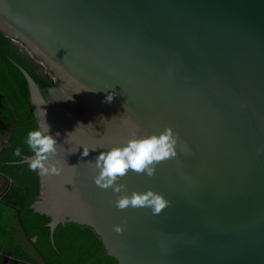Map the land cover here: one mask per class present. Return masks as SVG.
<instances>
[{
	"label": "water",
	"instance_id": "water-1",
	"mask_svg": "<svg viewBox=\"0 0 264 264\" xmlns=\"http://www.w3.org/2000/svg\"><path fill=\"white\" fill-rule=\"evenodd\" d=\"M0 32L61 81L52 109L24 70L60 133L62 170L39 176L32 204L52 239L75 222L118 264H264V0H0ZM169 127L177 156L118 180L120 195L153 190L168 206L118 209L95 157Z\"/></svg>",
	"mask_w": 264,
	"mask_h": 264
},
{
	"label": "trees",
	"instance_id": "trees-1",
	"mask_svg": "<svg viewBox=\"0 0 264 264\" xmlns=\"http://www.w3.org/2000/svg\"><path fill=\"white\" fill-rule=\"evenodd\" d=\"M24 70L54 109L56 99L52 90L58 88L61 81L40 72L38 65L0 32V137L6 138L18 122L9 141L10 147L0 153V231H7L11 242L14 229L20 227L26 236L36 239L35 248L45 264H118L107 254L101 238L91 227L75 222L59 224L52 239L51 217L32 207L40 192L39 175L30 171L23 160L33 155L25 141L38 121ZM17 148L20 156L14 154ZM9 180L14 182L12 186Z\"/></svg>",
	"mask_w": 264,
	"mask_h": 264
},
{
	"label": "clouds",
	"instance_id": "clouds-1",
	"mask_svg": "<svg viewBox=\"0 0 264 264\" xmlns=\"http://www.w3.org/2000/svg\"><path fill=\"white\" fill-rule=\"evenodd\" d=\"M112 98V94H109L106 97V102H111ZM36 115L37 127L28 132L25 141L33 155L25 158L23 162L27 164L30 171L36 172L39 176L59 174L62 170L60 161L54 157L57 152L56 137L60 133L56 132L55 135L51 133V124L47 122L46 110L38 107ZM41 116L42 119H40ZM177 143L178 137L171 127L158 134L133 135L126 142L115 145L108 151L99 152L94 162L95 168L98 170L93 177L94 183L103 189L111 188L114 193L118 194L115 200V206L118 209L123 210L129 206L133 208L147 207L154 215L159 214L169 204L163 194L148 190L140 193L133 192L130 196L120 195L123 185L118 183V180L125 176L129 170L147 176L154 175L157 163L177 156ZM90 149L97 148L83 146L81 155L88 156ZM77 150L69 152L74 153ZM181 151L188 154L190 149L184 146ZM14 154L20 156V149L17 148ZM114 230L121 233L123 225H115Z\"/></svg>",
	"mask_w": 264,
	"mask_h": 264
},
{
	"label": "crops",
	"instance_id": "crops-1",
	"mask_svg": "<svg viewBox=\"0 0 264 264\" xmlns=\"http://www.w3.org/2000/svg\"><path fill=\"white\" fill-rule=\"evenodd\" d=\"M0 234V264H45L35 248L36 239L26 236L20 227L14 229L11 242L7 231H0Z\"/></svg>",
	"mask_w": 264,
	"mask_h": 264
},
{
	"label": "flooded vegetation",
	"instance_id": "flooded-vegetation-1",
	"mask_svg": "<svg viewBox=\"0 0 264 264\" xmlns=\"http://www.w3.org/2000/svg\"><path fill=\"white\" fill-rule=\"evenodd\" d=\"M53 97L56 99V103H59V99L57 98V96H55V93L53 92ZM60 104V103H59ZM58 104V105H59Z\"/></svg>",
	"mask_w": 264,
	"mask_h": 264
}]
</instances>
